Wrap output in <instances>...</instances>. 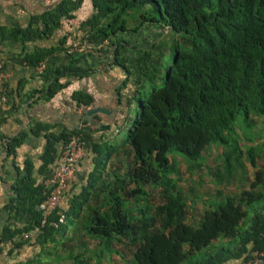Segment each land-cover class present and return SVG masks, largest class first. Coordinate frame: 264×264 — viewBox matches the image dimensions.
<instances>
[{"label":"trees","instance_id":"16d2710c","mask_svg":"<svg viewBox=\"0 0 264 264\" xmlns=\"http://www.w3.org/2000/svg\"><path fill=\"white\" fill-rule=\"evenodd\" d=\"M82 3L60 0L24 27L0 26V44L9 40L24 48L27 42L45 41L63 20L74 17ZM90 3L92 14L78 25L81 40L124 70L122 87H132L119 101L126 110L100 126L101 134L95 137L88 133L85 119L81 128L32 125L30 131L35 135L46 131L40 173L57 159V145L77 133L83 136L87 153H92V168L72 204L65 210L57 206L44 219L37 205L47 197L49 188L36 181L32 162L26 160L5 208L16 214L24 211L32 221L22 227L4 226L0 243L9 245L11 253L29 243L31 237L24 234L34 232L40 245L57 244V235L63 233L66 223L75 222L73 236L83 245L94 240L110 252L113 244L126 241L133 248L126 264H226L245 261L252 251L262 253L264 260V206L245 221L253 201L264 205V168L254 172L248 188L216 202L209 200L192 219L189 207L194 199L188 202L177 176L180 158L189 169L197 167L203 151L212 145L222 148L223 171L213 172L218 182L229 180L235 169L243 168V153L256 167L260 153L247 145L243 151L236 125L242 122L249 127L253 117L264 120V0ZM140 38L147 42L146 47L139 48L144 44ZM65 40L58 46L23 49L21 56L36 67L55 51H66ZM69 56L66 64L44 68V99L67 86L68 81H61L64 76L87 74L76 66L78 58ZM134 98H138V108L132 120ZM71 99L76 106L93 102L81 90L73 91ZM27 134L21 131L5 141L7 157L14 159ZM153 194L156 203L151 201ZM61 214L63 220L59 221ZM69 257L87 263L79 253Z\"/></svg>","mask_w":264,"mask_h":264},{"label":"crops","instance_id":"0c3cea01","mask_svg":"<svg viewBox=\"0 0 264 264\" xmlns=\"http://www.w3.org/2000/svg\"><path fill=\"white\" fill-rule=\"evenodd\" d=\"M59 1L0 0V26L24 27L28 25L33 16L41 15ZM92 11L90 0H83L82 5L73 12L74 17L70 20H63L61 26L47 40L27 42L24 48L21 43L9 40H3L0 44V75L4 77L0 85V97H5V101L0 100V233L6 225L12 228L22 227L32 221L31 215L24 211L16 214L5 208L14 196L12 185L18 177V171L23 173L25 161L32 162V173L37 182L45 184L51 179L53 163L43 173L39 172L40 154L43 151L46 131L41 130L39 135L33 134L30 128L35 122L54 124L56 125L55 129H72L79 128L85 119L88 133L95 137L101 134L100 126L102 127L109 121L113 122L119 118V114L126 110L122 104L123 101L121 104L119 101L132 91V87L131 85L126 88L122 87V81L126 76L124 70L112 62L110 63L109 60L101 58L97 49L93 51L91 44L81 40L78 25L87 19ZM63 38L66 39L64 45L67 50L55 51L36 67L29 66L21 56L23 49L31 51L37 46H58L59 41ZM88 52L91 54L89 55ZM69 54L78 58L76 66L85 69L87 74L64 76L61 81H68L67 86L49 100L44 99L41 91L44 84L41 74L44 68L66 64L72 58ZM77 90L86 92L93 97L91 105H81L82 107L75 105L71 94ZM92 106L105 107L112 113L97 112L89 116L86 114V110ZM21 131L28 132L27 137L16 148L14 159L11 156L7 157L4 148L5 141L18 135ZM83 159L80 160L76 168L75 178L66 198L61 202L60 206L64 210L72 204L74 195L79 193L85 181L88 171L85 173V169L82 168L85 166ZM74 223H66L63 233L57 235L59 240L57 244H59L60 250L62 246L66 247L65 243L71 240ZM33 234L34 232L29 233V237H31L29 243L15 248L11 253H8L7 257H0V264H54V260H50L53 254L50 249H54L57 244L40 245L35 242ZM74 238L76 237L74 236ZM6 247L9 245L0 243V252ZM69 259L66 255L59 257L57 264H68ZM226 264H243V261L242 259L230 260Z\"/></svg>","mask_w":264,"mask_h":264},{"label":"rangeland","instance_id":"374dc122","mask_svg":"<svg viewBox=\"0 0 264 264\" xmlns=\"http://www.w3.org/2000/svg\"><path fill=\"white\" fill-rule=\"evenodd\" d=\"M167 30L165 29L164 33L166 34ZM154 38V37H153ZM149 39V37L147 38ZM155 39V38H154ZM144 38H140V41H143ZM141 47H146L148 44L144 40V44L140 43ZM138 49V47H137ZM138 98L133 99L132 103V120L136 116L138 108ZM131 120V121H132ZM248 123L250 126L244 125L242 122L236 125V132L239 137L240 146L243 151L245 146H254L256 152L260 153L256 157V167L250 165L246 159V155L243 153L241 157V162L243 168H237L233 172L229 180L222 179L221 182H218L216 176L213 175V172H222V161L221 153L222 148L218 145H212L205 149L202 153V158L198 160L199 165L197 167L189 169L187 165L180 158L178 165V184L183 189L184 193L187 194L188 202L194 199L192 205L189 209L191 210V215L189 219H192L193 216H198L203 212V210L208 206L209 200L219 201L225 198V195H234L238 194L241 190L248 188L249 183L254 179V172L260 168H264V120L259 117L250 118ZM121 130V133L118 135V141L122 138L125 133V130ZM92 153H87L86 157L83 159L85 166L82 168L85 169V173L91 170ZM115 160L109 161V163L115 162ZM87 172V173H88ZM86 173V175H87ZM154 194L155 191H153ZM151 199L152 203L158 201L157 196H154ZM215 202H212L214 204ZM211 203V202H210ZM209 203V205H210ZM263 202L253 201L249 208L246 210L245 221H250L256 210H262ZM193 213V214H192ZM76 227V225H74ZM73 234V233H72ZM72 238L69 242L65 243L66 247H61L59 244L55 246L57 250L50 249L53 253L50 257V260H54V264L58 263V258L62 256H67L70 258L68 264H82L79 260H75L73 257H69V254L72 253L82 256V258L87 261L86 264H126L131 257L132 247L127 244V242L115 243L112 245V251H108L103 245L98 246V243L94 240H86L85 245L82 244L80 238ZM76 237V236H75ZM103 251L101 258L97 257ZM80 258V259H82Z\"/></svg>","mask_w":264,"mask_h":264},{"label":"built area","instance_id":"2783aa9c","mask_svg":"<svg viewBox=\"0 0 264 264\" xmlns=\"http://www.w3.org/2000/svg\"><path fill=\"white\" fill-rule=\"evenodd\" d=\"M3 80L4 77L0 75V85ZM0 100L5 101V97L1 96ZM81 127H83V123L79 125V128ZM86 155L85 140L79 133L72 134L66 142L58 145V156L52 164L51 179L45 183L49 188L48 195L37 205V208L43 212L44 219H46L57 206H60L61 202L66 198L71 183L74 181L76 168L80 160ZM62 220L63 215L61 214L59 221ZM28 236L29 234H24V237ZM8 253L9 247H6V249L0 252V257H7ZM251 255L252 256L247 260L243 261V264H264V260L261 258L262 253L252 251Z\"/></svg>","mask_w":264,"mask_h":264},{"label":"water","instance_id":"95a60500","mask_svg":"<svg viewBox=\"0 0 264 264\" xmlns=\"http://www.w3.org/2000/svg\"><path fill=\"white\" fill-rule=\"evenodd\" d=\"M97 112H101V113H107V114H111L112 111L111 110H108L107 108L105 107H102V106H92V107H89L87 110H86V114L87 115H94L96 114ZM71 199V198H70ZM70 201V200H69Z\"/></svg>","mask_w":264,"mask_h":264}]
</instances>
